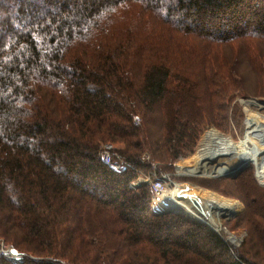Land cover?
I'll return each mask as SVG.
<instances>
[{
	"label": "trees",
	"instance_id": "1",
	"mask_svg": "<svg viewBox=\"0 0 264 264\" xmlns=\"http://www.w3.org/2000/svg\"><path fill=\"white\" fill-rule=\"evenodd\" d=\"M245 64L264 93V0H0V238L29 254L0 264H264V204L235 256L132 185L229 120Z\"/></svg>",
	"mask_w": 264,
	"mask_h": 264
},
{
	"label": "rangeland",
	"instance_id": "2",
	"mask_svg": "<svg viewBox=\"0 0 264 264\" xmlns=\"http://www.w3.org/2000/svg\"><path fill=\"white\" fill-rule=\"evenodd\" d=\"M243 66L245 69L244 82L246 83L247 95L244 96L242 93V96H238L235 100L228 103L229 120L225 118V120H223V125L220 127H217L215 125H207L197 143V146L193 149L192 152H189L186 157H181L179 160L173 161L172 159L168 158L157 159L152 154V151H146L143 154V159L145 157V160L151 161L153 166H157L158 176H160V174H166L168 176V179L170 180L169 186L167 187L168 192L174 190L177 185L178 191H184L185 189H188V191H202L205 193L210 191L213 194H217L218 196L222 197L221 199L228 201L229 203H232L234 205L237 204L239 208V210H233V206L230 210L225 211V208H218V202H215V204H213L211 209H209V211L207 212L209 216L212 214V217H210L211 220H208V218L204 220L197 214H195V211L192 209V205L189 211L177 209L173 205L174 202L166 201V198L164 199L166 205L164 207L155 209L156 212L170 211L181 214L192 221L205 224L221 237L228 236L226 230L222 231V229H224L225 227L231 234H235L240 237L241 235L245 234L241 246L244 244L245 239L250 236L249 224L244 221L243 215L248 214L250 217L254 218L255 214H257L256 212H260L263 207L262 204H264V194L260 195V191L257 188L258 186L264 187V183H261L257 178L256 166L252 163H249L234 172L220 174L219 176L205 175L203 173L199 174L194 173V171L198 170L196 169L195 165L197 164V159L201 154L203 148L202 146L206 142L207 133L210 130L215 128L214 130H217L220 133L222 132V134L228 135L232 137L236 142H238L239 140L244 138L246 132L248 131V127H250L248 123L249 117L247 115L249 109L259 114L260 118L264 120V93H259L262 91L260 82L254 72L250 70L249 65L245 64ZM248 101H252L254 102V104L250 106L252 102ZM141 122L142 119L140 120V123ZM139 124L135 123V125ZM154 130L155 137H153V134L152 139H154V141H157L162 147L160 134V138H157V132L160 133V130L159 128H155ZM108 143H105L104 145ZM114 146L117 150L118 146L116 144ZM217 166L218 165H208L209 168ZM153 168L151 170H153ZM146 174L147 173H141L139 176H146ZM132 185L134 186L133 183ZM143 185L149 184L143 183ZM257 196L258 199L256 198ZM172 197L174 198L175 202L184 203V201L180 199L176 193L173 194ZM254 199L257 203H252V200L254 201ZM107 243L111 245H106L108 247H116L111 242ZM11 248H15V246L12 243L6 242L5 240L0 238V256H3V254H5L6 257L13 259L11 256H9ZM20 253H22L23 261H25L27 256H29V254L26 252L20 251ZM144 254L146 255V257L149 256L151 258V263L155 262L156 257L150 249L146 250ZM137 257L139 256L135 255L134 259L137 260ZM259 258L262 260V262H264V259L260 255ZM124 262V264L129 263L128 260H124Z\"/></svg>",
	"mask_w": 264,
	"mask_h": 264
},
{
	"label": "bare ground",
	"instance_id": "3",
	"mask_svg": "<svg viewBox=\"0 0 264 264\" xmlns=\"http://www.w3.org/2000/svg\"><path fill=\"white\" fill-rule=\"evenodd\" d=\"M253 104L254 102L250 106ZM247 115L250 127H248L244 138L238 142L232 137L214 130L215 128L207 133L206 142L202 146L201 154L195 165L198 170H195L194 173L219 176L220 174L234 172L244 165L252 163L256 166L258 180L264 183V120L251 109H249ZM208 165L218 166L209 168ZM175 193L184 203L174 201L172 195ZM221 198L210 191L206 193L188 191V189L178 191L177 187L164 197L166 201L174 202L173 205L177 209L189 211L192 205L195 214L204 220L207 218L211 220L212 214L209 216L207 212L215 202H218V208H225V211L230 210L233 206V210H239L237 204L234 205Z\"/></svg>",
	"mask_w": 264,
	"mask_h": 264
},
{
	"label": "built area",
	"instance_id": "4",
	"mask_svg": "<svg viewBox=\"0 0 264 264\" xmlns=\"http://www.w3.org/2000/svg\"><path fill=\"white\" fill-rule=\"evenodd\" d=\"M140 120H141L140 117H136L135 123L139 124ZM116 151L117 150L115 146L111 143H108L103 147L102 158L103 161L107 163L113 170L120 171L122 167L125 165V161L117 155ZM153 167H154L153 170H151L148 173V175L146 174V176H139L135 181H133V184L134 186L137 187L143 185L144 183V184H149L152 187L153 190L152 208L153 210H155L159 207H164L166 205L164 197L167 193H169L167 187L169 186L170 180L168 179V176L166 174H160V176H158L157 166L155 165ZM223 230L224 231L226 230V233H228V236L223 237L224 240L230 244L234 255L237 256L235 251L241 246L245 234L241 235L240 237L238 235L231 234L226 227L222 229V231ZM3 256L6 257L5 254H3ZM9 256H11L13 259L8 257L6 258L13 261L14 263H21L23 261L22 253H20V251H18L16 248H11Z\"/></svg>",
	"mask_w": 264,
	"mask_h": 264
}]
</instances>
